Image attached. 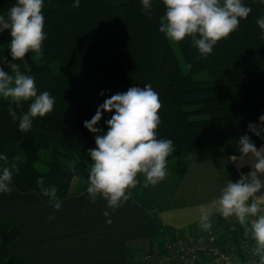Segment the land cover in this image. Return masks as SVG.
Masks as SVG:
<instances>
[{"label": "trees", "instance_id": "16d2710c", "mask_svg": "<svg viewBox=\"0 0 264 264\" xmlns=\"http://www.w3.org/2000/svg\"><path fill=\"white\" fill-rule=\"evenodd\" d=\"M242 2L251 13L211 55L199 56L190 38L177 44L185 71L173 45L158 31L165 13L162 0H152L151 19L140 0H80L79 8L72 6L74 0H44L43 55L33 59L35 54L27 53L16 63L22 73L33 76L38 94L47 90L55 97L54 109L22 133L18 120L9 115V102L0 98V155L7 156V166L19 169L13 171L16 188L36 191L47 202L37 184L40 177L46 187H56L60 200L86 190L91 163L87 150L95 147V134L83 122L111 95L149 83L162 103L158 138L175 145L168 160L207 145L236 155L248 123L264 114V40L256 24L264 16V3ZM15 3L0 0V15L6 17ZM0 39L5 45L0 48V67L12 74L7 66L12 62L9 43L2 33ZM202 71L206 74L196 76ZM95 94L100 97L86 100ZM28 106L11 105L18 117ZM111 115L105 112L97 126L106 131L104 121ZM248 134L257 147L264 143ZM18 233V226L0 209V264H25L8 248Z\"/></svg>", "mask_w": 264, "mask_h": 264}, {"label": "clouds", "instance_id": "9594fccd", "mask_svg": "<svg viewBox=\"0 0 264 264\" xmlns=\"http://www.w3.org/2000/svg\"><path fill=\"white\" fill-rule=\"evenodd\" d=\"M142 9L149 19L152 18V0H140ZM264 3V0H261ZM165 13L160 17L158 31L165 35L170 44H179L190 38L198 55L207 57L221 40H227L240 27L251 13L250 6L242 0H162ZM80 7V0L72 5ZM44 0H16L8 10L7 18L0 15V33L9 30V43L12 62L5 71L0 67V98L9 102V115L18 120L22 133L31 130L34 120L50 114L55 106V97L49 91L39 92L32 75L23 74L17 60H24L27 53H34L33 59L43 55L46 39ZM260 38L264 40V16L257 18ZM104 95V90L100 92ZM28 102L27 111L19 117L15 104L19 107ZM162 103L153 86L129 87L106 98L90 120L83 126L95 134V147L89 148L91 163L87 178V198L95 203L98 198L106 201L107 208L115 212L131 197V189L142 184L144 188L156 186L168 176V157L175 151L174 142L158 138L161 124L159 110ZM105 112L112 113L104 123L107 130L97 125ZM258 122H249L248 131L237 141V154L230 161L239 172V179H228L219 194L210 202L198 205L194 210V221L202 231L213 227V216L234 220L243 228V235L252 241L251 255L256 257L249 264H264V144L259 147L249 132L264 140V114ZM99 133V134H97ZM5 166L0 168V193L10 194L13 171L19 172L16 164L7 166V156L0 155ZM249 168L244 172L241 169ZM143 176V181L138 179ZM37 184L43 196L49 197L48 203L54 211H59L63 201L57 196L55 186L46 187L44 178ZM105 223L111 225L110 212L104 211ZM55 219L54 214L48 216Z\"/></svg>", "mask_w": 264, "mask_h": 264}, {"label": "crops", "instance_id": "0c3cea01", "mask_svg": "<svg viewBox=\"0 0 264 264\" xmlns=\"http://www.w3.org/2000/svg\"><path fill=\"white\" fill-rule=\"evenodd\" d=\"M231 156L207 145L171 158L164 181L147 188L138 184L115 212L102 198L92 203L86 190L61 199V209L54 211L38 192L19 191L12 181L11 193H0V209L19 228L8 248L25 264H145L149 250L162 253L160 260L150 264H174L165 251L168 239L199 228L193 210L217 196L228 179H239ZM104 211L110 212L111 225L105 223ZM50 214L55 219L49 220ZM212 220L227 244L235 245L243 234L234 220L218 215Z\"/></svg>", "mask_w": 264, "mask_h": 264}, {"label": "built area", "instance_id": "2783aa9c", "mask_svg": "<svg viewBox=\"0 0 264 264\" xmlns=\"http://www.w3.org/2000/svg\"><path fill=\"white\" fill-rule=\"evenodd\" d=\"M261 2V0H253ZM220 228L213 225L208 232L199 228L187 233L184 237L168 239L165 251L175 263L180 264H249L257 258L251 255L252 241L239 236L234 244H227L220 236ZM161 252L149 250L146 261L161 259Z\"/></svg>", "mask_w": 264, "mask_h": 264}, {"label": "rangeland", "instance_id": "374dc122", "mask_svg": "<svg viewBox=\"0 0 264 264\" xmlns=\"http://www.w3.org/2000/svg\"><path fill=\"white\" fill-rule=\"evenodd\" d=\"M3 16H5V15H3ZM7 17V16H6ZM5 17V18H6ZM2 34H4V36H5V39H7V40H5L6 42V45H8L7 43H10V41H11V35H10V31L9 30H4L3 32H2ZM173 45V47L175 48V50H176V53H177V55H178V58H179V60H180V63L182 64V68L185 70V71H187V66H186V64H185V61H184V59H183V57H182V55H181V52H180V50H179V48H178V46H177V44L176 45H174V44H172ZM3 46H5L4 45V41L3 40H1L0 39V48H2ZM27 64V63H26ZM0 65H1V61H0ZM23 74H26V73H23ZM206 74V72L205 71H202V72H198V73H196V76H201V75H205ZM100 96H99V94H95V95H90V96H87L86 97V100H88V101H90V100H94V99H96V98H99ZM8 216V215H7ZM150 262H154V261H150ZM174 262V261H173ZM145 264H150L149 263V261L147 262V263H145ZM155 264V263H154ZM173 264V263H172ZM174 264H176L175 262H174Z\"/></svg>", "mask_w": 264, "mask_h": 264}]
</instances>
